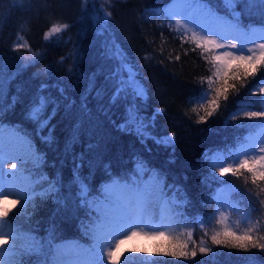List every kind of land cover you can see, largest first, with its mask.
<instances>
[{"label": "trees", "instance_id": "16d2710c", "mask_svg": "<svg viewBox=\"0 0 264 264\" xmlns=\"http://www.w3.org/2000/svg\"><path fill=\"white\" fill-rule=\"evenodd\" d=\"M171 2L0 0V66L4 76L0 128L6 143L14 132L30 140L41 157L37 165L25 169V175L39 181L35 191L45 193L49 182L55 185V191L36 195L16 217L14 226L19 232L41 245L39 252L16 256L18 264H52L54 246L66 241L82 250L91 249L94 240L89 229L96 213L90 202L102 199V187L112 179L131 178L138 159L164 178L167 197L180 202L176 211L181 218L174 224L176 231L183 233L180 240L186 241L191 232L196 244L203 240L213 251L204 255L197 248L195 257H174L166 255L167 251L148 257L132 251L127 264H264V250L214 245L211 231L205 236L196 223L212 215L217 207L215 195L229 185L235 208L245 211L253 221L259 218L264 225V205L259 203L264 194L258 197L249 191L253 188L250 182L245 185L242 178L231 174H213L209 167L213 154L230 150L260 130L251 127L259 121L242 116L233 119V114L242 102L254 104L264 98L255 91L264 69L248 76L243 87L238 81L237 88L229 90L228 100H222L219 109L204 122H197L192 108L201 90L207 88L200 78L209 75V65L199 49L192 51L194 45L181 40L175 25L168 26L171 21L164 10ZM203 2L228 20L233 19V11L238 13L245 29H264V6L258 2L236 0L233 7L224 0ZM105 9L112 14L107 22L101 19ZM56 23L69 27L46 40L45 34ZM23 42L39 54L34 62L21 59L31 57L28 49H14L16 43ZM114 45L133 66L147 93L144 98L129 91L113 102L117 81L127 78L120 62L110 58ZM24 63L28 66L21 67ZM38 95L54 101L44 113L51 119L43 129L27 118ZM130 107L139 110L150 137L159 139L175 133L174 144L164 146L152 138L142 141L131 126L122 130ZM160 108L164 112L158 113ZM199 115L206 113L200 110ZM49 136L50 140L43 139ZM148 175L144 173L143 178L147 180ZM77 177L87 186L86 193H81ZM10 212L8 220L15 216Z\"/></svg>", "mask_w": 264, "mask_h": 264}, {"label": "snow or ice", "instance_id": "6c2138e0", "mask_svg": "<svg viewBox=\"0 0 264 264\" xmlns=\"http://www.w3.org/2000/svg\"><path fill=\"white\" fill-rule=\"evenodd\" d=\"M224 2L233 7L236 0H224ZM249 2H258L264 6V0H249ZM164 12L171 21L168 26L172 28L175 25L174 30L180 33L181 40L194 45L192 51L199 49L201 58L209 65V75L200 78V83L206 82L207 88L201 90L196 98L197 105L192 108V111L198 115L197 122H204L219 109L222 100H228L229 90H235L238 81L243 87V82L248 76H253L264 69V43L256 42L257 39L264 40V29H245L239 23L238 13L233 11V19L228 20L207 8L203 0H172ZM111 15V12L105 9L101 19L107 22L111 19ZM68 27V24H53L45 34V39L61 33ZM21 48L28 49L32 53L31 57H21L23 61L34 62L39 55L32 52L30 45L26 42L14 45L16 51ZM109 51L110 58L119 61L121 68L127 73L126 79L117 81L113 102L121 93L129 91L137 98H144L147 94L145 88L137 79L133 66L127 62L123 51L115 45ZM63 59L62 57L61 61ZM27 66V63L21 64V67ZM3 83V68L0 66V113L3 112ZM258 83L261 85L258 91L264 93V77H261ZM97 95L100 93L98 92ZM50 103L54 101L47 96L38 95L28 109L27 118L36 122L39 129L47 127L51 119V116L44 117ZM260 103L264 105V100ZM200 110H203L206 115H199ZM157 112L162 113L164 109H157ZM242 114L247 118L264 117V109L244 111ZM239 115H241L239 112L233 114V119ZM129 126L135 130L142 141L152 138L157 144L164 146L175 142V133L159 139L150 137L146 131L148 125L135 107L128 109L126 121L120 127L122 130H128ZM251 127H259L260 130L245 138V141L239 143L237 147L214 154L209 158V167L213 170V174L218 171L220 176L231 174L242 178L245 185L250 182L253 188L249 191H254L259 197L264 194V121ZM43 139L50 140V136ZM26 159L34 165H37L41 159L34 151L31 141L13 132L10 133L6 143L3 129L0 128V244L7 243L4 237L12 238V244L8 248H0V260H3L4 264H18L14 257L21 253H34L41 250V245L33 237L21 234L14 224L16 217L25 211L31 199L36 195L55 191V185L52 182H49L45 193L35 191V185L39 181L25 175ZM17 163L20 165L19 169H17ZM5 165L8 169L16 171L6 172ZM146 172L149 174L147 180L143 178ZM76 182L80 185L81 193H86L87 186L83 181L77 177ZM220 183L226 182L220 181ZM10 196H16L18 199L10 201ZM101 196L102 199L90 202V206L96 213L95 220L89 229L94 240L93 247L82 250L75 244L57 246L54 264H109V262L119 264V256L123 255L120 251L121 246L141 233L151 238L171 240L173 249L178 250L167 251L166 255L195 257L197 248L204 255L213 251L211 247L204 246L203 240L196 244L192 240L191 232H188L186 241L180 240V235L183 233L174 234L173 225L181 218V213L176 211L180 202L174 197L171 199L167 197L164 178L158 172L149 169L143 160L136 161V168L131 178H114L106 183L102 187ZM214 199L217 207L212 215L196 221L205 236H208L211 231L212 244L245 251L252 248L264 250V242H262L264 235H261L264 225H261L260 219L253 221L245 216L244 227H241L240 223L230 224L224 208L235 209V205L227 203L220 191ZM21 201L23 204L15 216L11 220L6 219L11 211L6 205L11 203L15 207ZM259 203L264 205V200H260ZM153 208L159 210V223L153 222L152 218L155 214ZM206 225H210L211 228L209 229ZM21 241L23 243L18 247ZM190 243L193 245L192 248H189Z\"/></svg>", "mask_w": 264, "mask_h": 264}, {"label": "rangeland", "instance_id": "374dc122", "mask_svg": "<svg viewBox=\"0 0 264 264\" xmlns=\"http://www.w3.org/2000/svg\"><path fill=\"white\" fill-rule=\"evenodd\" d=\"M256 42L257 43H264V40L257 39ZM225 43H227V41H225ZM249 46H251V45H249ZM255 91L258 92V94H260V96L264 95V93H261V92L258 91V88L255 89ZM261 100H264V98H261L260 101ZM260 101L258 100V102L257 103H254V104L251 101H249V102H242L241 104H243V105L238 110V112L241 113V115H239V116L244 117L243 114H242L244 111H261L262 109H264V105H262L260 103ZM244 118H246L247 120H250V121H259V122L260 121H264V118H260V117H257V118H247V117H244ZM257 132L258 131L255 132V130H254V133L252 135H254ZM248 137H249V135H248ZM237 146L238 145L234 146L233 148H235ZM233 148H231V149H233ZM31 164L33 165L32 162H29V161L28 162H25V169L27 167H29ZM19 167H20V165H19V163H17V169H19ZM5 171L8 172V171H16V170L8 169L7 168V165H5ZM231 190H232V188L228 185L226 188L222 189L220 191V193H221V195L224 198H226L227 203L235 205L230 200V198H229V195H230ZM15 199H18V197H16V196H10L9 197V200L10 201L11 200H15ZM22 204H23V201H21L20 204H17L15 207H13L11 205V203H9L8 205H6V207L11 208V209H20V207H21ZM224 211H225L226 215H228V217H229L228 223L233 224V225L235 223H240V226L241 227H244L245 226V224H244V217L247 216V213L245 211L239 210L238 207L235 208V209H233V208H224ZM153 212L155 213L153 215V218H152L153 219V222L154 223H159L160 222V220H159V214H158L159 210L157 208L156 209L153 208ZM10 213H11V215H15L17 212L12 210ZM173 227H174V225H173ZM161 230H164V229H161ZM174 230H175L174 231V234L175 235H180L176 231L175 228H174ZM4 239L7 240V243L6 244H0V248L12 244V238L11 237H9V236L8 237H4ZM66 244H74V243H72L71 241H66V242H63V243L56 244L54 246V248H53V257H52L53 262L51 261L52 264H54V258H55V252H56L57 246L66 245ZM172 244H173V242L171 240L151 238V237L145 236V235H143L141 233V234H139V235H137L135 237H132V239L127 240L121 246L120 251L123 252V255L122 256H119V264H125V261H128L129 260V255H130V253L132 251L133 252L134 251L142 252L143 253L142 255L148 256V257H152L154 255V253L155 252H158V251L163 252V251L178 250V249H173ZM0 264H4V261L3 260H0ZM109 264H111V262H109Z\"/></svg>", "mask_w": 264, "mask_h": 264}]
</instances>
